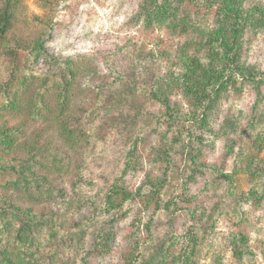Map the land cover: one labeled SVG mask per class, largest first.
I'll list each match as a JSON object with an SVG mask.
<instances>
[{
    "label": "rangeland",
    "instance_id": "obj_1",
    "mask_svg": "<svg viewBox=\"0 0 264 264\" xmlns=\"http://www.w3.org/2000/svg\"><path fill=\"white\" fill-rule=\"evenodd\" d=\"M10 1L0 32V168L10 172L0 177V256L28 236L26 226L41 261L54 236L58 251L47 264H172L175 252L192 264H264V200L253 207L264 161L246 165L249 151L240 146L261 145L264 154V0H221L236 24L229 50L240 51L218 69H207L204 57L206 70L194 68L195 83L209 87L208 107L203 126L189 123L185 138L201 145L205 163L184 176L170 174L173 156L152 149L179 141L153 82L183 70L169 30H142L146 0ZM6 5L0 0V27ZM161 38L166 59L157 52L153 65L147 60ZM214 70L222 73L216 82L201 79ZM250 71L246 81L241 73ZM232 73L238 80L226 90ZM69 125L77 127L74 141L62 133ZM178 183L187 193L176 213L170 196ZM47 189L64 202L38 195ZM75 194L85 200L77 211L67 203ZM244 217L246 241L233 244L232 220ZM236 248L246 249L242 258Z\"/></svg>",
    "mask_w": 264,
    "mask_h": 264
},
{
    "label": "trees",
    "instance_id": "obj_2",
    "mask_svg": "<svg viewBox=\"0 0 264 264\" xmlns=\"http://www.w3.org/2000/svg\"><path fill=\"white\" fill-rule=\"evenodd\" d=\"M11 4L12 2L10 0H7V5L2 16L3 23L0 27L1 34H4L5 28L10 21ZM239 12L240 11L238 10L237 13ZM138 13L140 20L143 22L142 30L144 31V33H151L149 31L154 30L157 27H159L160 29L166 28L172 33H169L168 36H170L171 40H175H172L173 42L171 43L174 44L173 48L176 52L175 57L177 58V60L179 59L178 65H180L183 70V73H176L174 71H168L169 73H166V75H161L160 73L156 78V81L153 82L155 91L157 93H161V101L163 102L166 116H169L167 117L169 127L179 126L175 128V131L179 133V141L177 145H152V149H155L156 151H163L164 154L173 156L175 158V162L171 163L169 172L171 175L181 176L184 173L192 171L191 167L196 166L199 160L200 162H202L200 163V166L204 165L203 163H205L204 156L198 157L200 148H202L201 145H196L197 141H194L193 138H185L186 133L188 134V132H190L189 128L192 126L189 125V123L192 122V124H195V121L199 122L198 119H201V125L203 126V121L206 119H204V117H206V107H208V105L205 106L202 101L204 100L203 96L205 92H207V89L209 87L206 85H202V83H199V85L195 83L197 79L195 78L196 72L194 71V68L197 70H206L204 69V67L207 68V65L202 63L203 57L209 63V68L207 69L212 70L215 68L218 69L217 65L220 64V62L225 63L227 60L231 61V59H234L233 62H235L237 53H239L240 51L238 49L239 47L236 45L233 46V48L235 47L238 49L237 52L229 50L232 49L230 47L233 44H231L230 41H235L234 38H231L229 40L230 35H232L236 31V24L233 23V10L230 6H228L226 2L221 0L215 1L213 3L208 2L207 0H146L141 5ZM203 23L207 24V32H205V34H203L204 30L202 29ZM205 37H208L207 39L209 40V43H204L206 40ZM166 42L167 41L164 38L156 40L154 51L150 50V58H148L147 61L151 59V64L157 65L156 61H159V58H157V52L162 53L166 59L167 51L165 52L164 50ZM142 45L143 43L141 44V42L136 43L135 47H137L136 52L138 54L144 52L143 50L145 47H143ZM3 50H5V48ZM203 51L206 53H203ZM233 52L235 53V56H233V58H230L229 55ZM179 56L181 58H179ZM162 62L163 61H161V63ZM213 73L214 76L211 77L212 74L208 73L207 76H203L201 79H205L207 84H209L211 81L214 83L217 81V79H220V75L222 73H218L217 70H214ZM241 74L244 76L243 79L249 81L250 76H254L255 73H253V71H250L249 74ZM163 79L164 82L162 83L161 80ZM260 79L264 80V77L262 76L260 77ZM227 80H231V83L229 81V84L225 87V89H232L231 86L238 80L236 73H232L231 75H229L227 77ZM252 80H255V78H253ZM160 82L162 83L161 86H159ZM137 90H139L138 92L144 93V90L141 91V87H139ZM174 95L182 97V100H179ZM207 101L210 102V100ZM211 107L212 104L211 106H209V108ZM256 107L257 105L255 106V108ZM131 108L133 109L134 107ZM178 115H184V117L186 118L182 121H178L176 117ZM138 116L139 115L136 114L135 118L138 119ZM173 121L174 123H172ZM252 122L253 121H251V123ZM62 130V133L63 135H65L66 140L74 141L77 127L75 128V126L69 125L68 128L62 127ZM254 140L255 139L251 140V143H253ZM240 146H244L245 151H249L247 154L249 159L246 162V165L250 166L251 163L256 159L264 161V154H262L259 150V146L261 145ZM70 147L74 150L76 148V145H70ZM9 174L10 172L8 170L0 168V177L3 178L5 175ZM11 183H13V185H19L20 180H13L10 182V184ZM259 186L254 189L255 198L253 199V202L256 207H253L255 211L261 210L260 207H257V199H260L261 201L264 200V185L260 187ZM171 187L173 195L170 196V205L171 209L177 213V210H181V208L183 207V202L186 199L185 194L187 193V191L184 189V184L181 183H178V187H175V184H171ZM25 189H28V183L25 185ZM32 193H34L33 190L27 191V194L29 196H32ZM37 193H39L38 195L46 199H55L56 204H62L64 202L63 200L59 199L58 201H56V196L51 189H47L43 192ZM46 193L48 195H46ZM76 202H79V204ZM84 202L85 200H81L78 194L73 195L67 200L68 208H75L76 211L80 207H82L83 204H85ZM244 220L245 217L243 219L232 220V222H234L235 233L233 232L232 234H230L229 238L231 239V242L233 244L240 239L246 241L245 235L242 234L241 231H239ZM22 232L28 234V236H19L14 244L11 247H8L4 257L0 256V259H2L5 264H47L49 262L47 259H52L54 257L53 255L58 251V247L55 240H53V236L52 242L49 246V256H47L44 261H41V258H39L37 255L36 249L31 246L32 236L29 235V228L26 226L23 227ZM245 250V248L243 250L236 248V253L242 252V254L240 255V257L242 258ZM181 253H174V261L172 262V264H177L178 262H181L180 264H192L189 259L182 258L183 256Z\"/></svg>",
    "mask_w": 264,
    "mask_h": 264
}]
</instances>
